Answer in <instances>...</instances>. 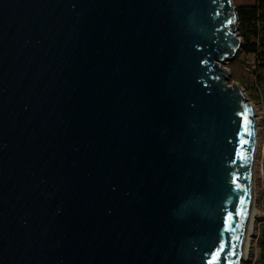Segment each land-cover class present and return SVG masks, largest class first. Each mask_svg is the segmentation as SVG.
Returning a JSON list of instances; mask_svg holds the SVG:
<instances>
[{
	"label": "water",
	"instance_id": "obj_1",
	"mask_svg": "<svg viewBox=\"0 0 264 264\" xmlns=\"http://www.w3.org/2000/svg\"><path fill=\"white\" fill-rule=\"evenodd\" d=\"M237 25L232 0H0V264L241 263Z\"/></svg>",
	"mask_w": 264,
	"mask_h": 264
},
{
	"label": "rangeland",
	"instance_id": "obj_2",
	"mask_svg": "<svg viewBox=\"0 0 264 264\" xmlns=\"http://www.w3.org/2000/svg\"><path fill=\"white\" fill-rule=\"evenodd\" d=\"M234 6L250 5L253 0H232ZM222 67L226 71L227 85H237L253 109L257 123V141L253 162L254 209L258 213L253 217L246 259L240 264H257V238L264 226V73L254 65L252 56L240 51L227 60Z\"/></svg>",
	"mask_w": 264,
	"mask_h": 264
},
{
	"label": "trees",
	"instance_id": "obj_3",
	"mask_svg": "<svg viewBox=\"0 0 264 264\" xmlns=\"http://www.w3.org/2000/svg\"><path fill=\"white\" fill-rule=\"evenodd\" d=\"M240 53L253 57L254 65L264 73V0H253L250 5L236 7ZM257 264H264V226L257 238Z\"/></svg>",
	"mask_w": 264,
	"mask_h": 264
},
{
	"label": "snow or ice",
	"instance_id": "obj_4",
	"mask_svg": "<svg viewBox=\"0 0 264 264\" xmlns=\"http://www.w3.org/2000/svg\"><path fill=\"white\" fill-rule=\"evenodd\" d=\"M228 23H231V21L229 20ZM248 113H249V110L247 108H245L244 111L241 112V113H238V115H240L241 118H242L241 119V127H242V129L244 130V132L247 135L250 136L252 133L249 130L248 126L251 124V121L248 119ZM240 143H241V145H243V144L247 143V141L244 140V139H241ZM237 154L240 155L239 152ZM241 158H243V157L241 156ZM233 182H235V179H234ZM241 204H244L243 200L241 201ZM241 211H243L245 215L247 214V210L246 209H242ZM237 214L239 215L240 212H238ZM230 221H231V215H229V217L226 218V220H225L226 226L230 224ZM227 230H228V227L225 228V231H227ZM236 239H239V238L237 237ZM224 247L225 246L223 244L220 245L219 249L215 253L212 254V259H210L208 261V264H216V261L220 257V254L224 251ZM235 249H236L235 244H232L231 247L229 248L228 253L225 256V259H227L228 256H233V255L238 256V253L236 252Z\"/></svg>",
	"mask_w": 264,
	"mask_h": 264
},
{
	"label": "bare ground",
	"instance_id": "obj_5",
	"mask_svg": "<svg viewBox=\"0 0 264 264\" xmlns=\"http://www.w3.org/2000/svg\"><path fill=\"white\" fill-rule=\"evenodd\" d=\"M252 224H253V220H252ZM252 224H251V227H252ZM250 233H251V229H250ZM249 235L247 236V238H248V242H249ZM248 242H247V248H246V255H245V257H244V259H246V256H247V254H248V252H247V249H249L248 248Z\"/></svg>",
	"mask_w": 264,
	"mask_h": 264
}]
</instances>
